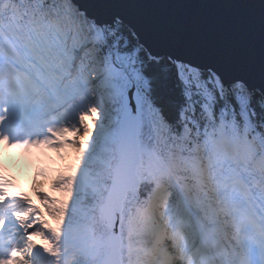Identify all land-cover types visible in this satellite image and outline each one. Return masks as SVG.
Segmentation results:
<instances>
[{
  "label": "snow or ice",
  "instance_id": "1",
  "mask_svg": "<svg viewBox=\"0 0 264 264\" xmlns=\"http://www.w3.org/2000/svg\"><path fill=\"white\" fill-rule=\"evenodd\" d=\"M0 142V264H264V0H0Z\"/></svg>",
  "mask_w": 264,
  "mask_h": 264
},
{
  "label": "rangeland",
  "instance_id": "2",
  "mask_svg": "<svg viewBox=\"0 0 264 264\" xmlns=\"http://www.w3.org/2000/svg\"><path fill=\"white\" fill-rule=\"evenodd\" d=\"M89 123H91L89 121ZM69 139L72 137L69 136ZM40 146V145H38ZM38 146L30 147H16L12 146L5 155L0 156V163L6 169V172L12 175L13 185L16 190H24L27 192L29 189L28 175L32 173V166L34 157L38 153ZM46 154H51L57 160L60 161V166L52 168L46 166ZM76 163V153L70 147L65 146L63 149H57L55 147H49L42 144V150L39 153V181L37 183L38 192L46 194L50 198L54 197L59 201L64 199L62 192L56 193L52 191L51 186L57 180L58 177L64 176V173H68ZM45 218L55 226V220L51 221L49 215H44ZM39 243V238H34Z\"/></svg>",
  "mask_w": 264,
  "mask_h": 264
},
{
  "label": "trees",
  "instance_id": "3",
  "mask_svg": "<svg viewBox=\"0 0 264 264\" xmlns=\"http://www.w3.org/2000/svg\"><path fill=\"white\" fill-rule=\"evenodd\" d=\"M29 178H30V182L32 184V192L31 193H32L36 203L33 202L32 200L31 201L36 206H38L42 210L43 213H47V211L44 209V201L42 200L41 195L37 192L36 184L38 182V178H37L36 174L34 173V171L29 175ZM55 183H56V181L54 182L52 188L55 190L56 193H60L61 191L55 187ZM21 194H22L23 198L30 199L29 196H27L26 194H24V193H21ZM56 200L59 201L58 199H56ZM50 218L52 221L54 220L53 217L50 216Z\"/></svg>",
  "mask_w": 264,
  "mask_h": 264
},
{
  "label": "bare ground",
  "instance_id": "4",
  "mask_svg": "<svg viewBox=\"0 0 264 264\" xmlns=\"http://www.w3.org/2000/svg\"><path fill=\"white\" fill-rule=\"evenodd\" d=\"M46 166H50L52 168H55L57 166H60V161L57 160L54 156L51 154H46ZM69 173V172H68ZM68 173H64V175H67Z\"/></svg>",
  "mask_w": 264,
  "mask_h": 264
}]
</instances>
